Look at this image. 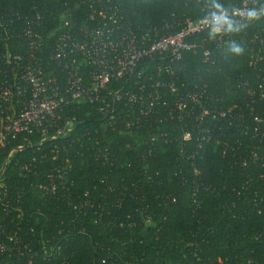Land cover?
<instances>
[{
    "label": "trees",
    "instance_id": "1",
    "mask_svg": "<svg viewBox=\"0 0 264 264\" xmlns=\"http://www.w3.org/2000/svg\"><path fill=\"white\" fill-rule=\"evenodd\" d=\"M119 2L148 46L172 32L175 21L208 17L209 7L232 10L241 0ZM255 2L262 9L257 19L227 23L222 49L206 32L191 39L199 48L185 52L179 64L178 92L205 86L206 104L230 110L225 118L202 121L209 135L196 128L198 111L178 120L162 110L161 123L135 125L134 111L122 101L114 104V121L95 105L73 103L57 113L45 141L34 133L11 140L0 153V167L7 159L2 191L19 200L24 229L50 238L69 264H264V60L248 65L256 49L251 38L264 36V0ZM95 8L93 0H0L8 29L33 10L43 17L42 59L60 33L90 27L87 16ZM233 43L239 54L230 51ZM206 50L214 64L203 62ZM139 71L140 84L156 80L154 60H144ZM80 73L87 77L84 64ZM162 90L174 110L173 95ZM185 132L192 139L182 145ZM32 160L34 170L21 174L20 166ZM58 168H65L63 183L41 196L35 187L49 174L56 181Z\"/></svg>",
    "mask_w": 264,
    "mask_h": 264
},
{
    "label": "built area",
    "instance_id": "2",
    "mask_svg": "<svg viewBox=\"0 0 264 264\" xmlns=\"http://www.w3.org/2000/svg\"><path fill=\"white\" fill-rule=\"evenodd\" d=\"M93 2L96 8L87 16L93 24L74 33H60L45 59H42L44 38L40 33L43 17L33 10L21 21L19 17L15 23L11 21L8 25L13 27L8 29L3 22L4 15L0 14V153L20 135L34 133L41 142L45 141L57 113L73 103L95 105L96 111L111 122L117 116L114 104L123 101L134 111L135 125L161 123L162 110L167 117L178 120L198 111L196 128L207 135L210 131L200 127L202 121H216L230 112L206 104L205 86L178 92L175 80L183 54L199 48L191 39L210 32L217 50L222 49L229 40L224 33L227 23H249L257 19L262 9L255 0H241L232 10L209 7V16L200 20L175 21L170 26L174 28L172 32L155 37L148 46L124 16L119 0ZM251 42L256 44V49L249 56L248 65L255 68L264 60V36L255 34ZM202 57L203 62L214 64L209 51H204ZM144 60H154L156 80L148 86L138 82L143 78L139 65ZM82 64L87 67L85 79L80 73ZM121 81L125 83L122 88L109 89L111 84ZM236 87L243 90L245 83L238 80ZM162 89L173 95L174 110L167 109L169 104ZM255 121L262 122L258 118ZM67 127L70 130L72 124ZM191 139L190 132L180 137L182 145ZM251 159H257L256 152L251 151ZM34 162L20 166V173H31ZM6 163L7 159L0 167V264H37L36 259H40V264H69L60 255L61 247L53 245L50 238L36 236L30 227L24 229L19 200L10 201L2 191ZM64 173L65 168H58L56 181L49 174L48 182L39 183L35 188L43 197L54 194L63 183Z\"/></svg>",
    "mask_w": 264,
    "mask_h": 264
},
{
    "label": "clouds",
    "instance_id": "3",
    "mask_svg": "<svg viewBox=\"0 0 264 264\" xmlns=\"http://www.w3.org/2000/svg\"><path fill=\"white\" fill-rule=\"evenodd\" d=\"M250 15H254V13H250ZM230 51L239 54L242 51V49L238 45L233 43L230 45Z\"/></svg>",
    "mask_w": 264,
    "mask_h": 264
}]
</instances>
